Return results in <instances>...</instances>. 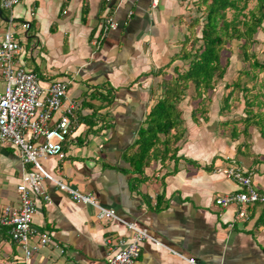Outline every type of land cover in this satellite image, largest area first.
Returning a JSON list of instances; mask_svg holds the SVG:
<instances>
[{
    "label": "crops",
    "instance_id": "crops-1",
    "mask_svg": "<svg viewBox=\"0 0 264 264\" xmlns=\"http://www.w3.org/2000/svg\"><path fill=\"white\" fill-rule=\"evenodd\" d=\"M191 1L22 0L11 11L1 8L0 41L6 30L14 31L21 44L17 66L36 73L43 87L70 81L65 103L75 102L76 116L64 145L66 157L43 159L41 164L161 244L144 241L135 264H189L169 249L198 264H264V206H249L247 217L237 220V206L215 204L239 189L225 175L229 158L264 193V138L255 125L264 120V88L246 90L253 100L250 117L255 116L246 124L242 107L247 103L238 101L243 88L234 91L227 108V89H214L206 119L194 120L196 104L185 99L180 104L185 135L178 159L152 162L140 175L130 170L131 146L154 103L155 78L150 73L180 48ZM108 16L118 27L96 45ZM111 94L107 103L103 96ZM21 170L14 149L0 145V209L18 204ZM42 187L49 203L31 195L37 205L34 227L65 253L47 245L29 264H107L105 240H130L131 232L121 222L98 220L95 208L72 202L50 182ZM0 264H23L20 249L2 232Z\"/></svg>",
    "mask_w": 264,
    "mask_h": 264
},
{
    "label": "built area",
    "instance_id": "built-area-1",
    "mask_svg": "<svg viewBox=\"0 0 264 264\" xmlns=\"http://www.w3.org/2000/svg\"><path fill=\"white\" fill-rule=\"evenodd\" d=\"M22 0H0L2 9L11 11ZM110 1V0H107ZM118 27L113 17L104 18L101 23L99 45L105 35ZM23 29L28 25L23 24ZM21 52V44L14 31L6 30L0 41V145L10 146L18 153L22 170L19 184L16 186L18 204L5 205L0 209V232L14 242L22 253L23 264H29L32 256L40 249L51 245L60 254L65 250L46 233L34 227V216L37 212L36 202L31 195L43 196L49 203V196L42 184L52 183L58 190L68 194L76 204L90 205L96 209L98 220H114L121 222L131 232L129 241L105 240L108 247L107 264H135L141 254L144 241H155L145 229L134 223L124 222L112 209L98 204L92 195L83 194L61 179L56 178L41 164V160L66 157L64 145L72 129L76 116L75 102H68L67 93L70 81H54L43 87L36 73L17 66L16 57ZM58 114V116H56ZM57 117V118H56ZM230 166L225 175L238 186V191L221 196L215 204L222 208L237 206L235 219H245L247 208L253 205L264 206V193L252 185L248 172L239 167L233 159H228ZM30 166L29 168H27ZM162 247V246H161ZM165 247V246H163ZM168 249L167 247H165ZM169 252L185 260L189 264H198L193 258Z\"/></svg>",
    "mask_w": 264,
    "mask_h": 264
},
{
    "label": "trees",
    "instance_id": "trees-1",
    "mask_svg": "<svg viewBox=\"0 0 264 264\" xmlns=\"http://www.w3.org/2000/svg\"><path fill=\"white\" fill-rule=\"evenodd\" d=\"M251 1L192 0L189 3L194 16L186 25V35L180 48L165 66L150 73L156 80L152 94L155 98L145 126L139 130L138 138L130 149L132 173H144L152 162L163 164L178 159L179 143L185 135L180 104L189 97L196 104L192 111L193 119H206L210 96L228 71L233 54L232 42L239 43L237 57L243 67L238 71L236 80L225 85L227 93L223 96V106L228 107L235 90L243 88L247 92L241 82L243 77H249L255 71H264V59L260 61L252 48L264 28V0H256L255 6L249 9ZM228 11L232 12L231 18L227 17ZM174 62L181 64L173 65ZM103 98L111 103L113 94ZM246 103L244 124L255 117L249 114L253 100ZM255 125H258L264 138V120H257Z\"/></svg>",
    "mask_w": 264,
    "mask_h": 264
},
{
    "label": "rangeland",
    "instance_id": "rangeland-1",
    "mask_svg": "<svg viewBox=\"0 0 264 264\" xmlns=\"http://www.w3.org/2000/svg\"><path fill=\"white\" fill-rule=\"evenodd\" d=\"M256 4V0H253L249 3V6L248 8L249 9H252ZM194 10L191 9L190 12H192L191 14L188 15L189 19L191 16H194ZM231 15H232V12L231 11H228L227 12V17L228 18H231ZM189 22V20L187 19L185 21V24L187 25ZM1 31V30H0ZM263 34L262 36V39L261 40H257L256 43L253 45V50L254 52H256L257 54V57L259 58V60H263L264 59V28H263V31L261 32ZM239 43L234 41L232 42V48H233V54H231V57H230V63H229V66H228V75H225L224 79L219 81L216 86H215V89L217 87H220V88H223L224 90H226L227 88L225 87V85H229L231 84V82L233 83L236 79L234 77V74L238 73V71L243 67L242 63L240 62L239 58L237 57V45ZM179 49V48H178ZM173 55V54H172ZM172 55H170L168 58L172 57ZM239 62V64L236 62L237 61ZM168 62V61H167ZM167 64V63H166ZM165 64V65H166ZM178 64L177 62H174L173 65H176ZM163 65V66H165ZM179 65V64H178ZM162 66V67H163ZM238 66V67H237ZM233 72V76L231 77V79H229L230 77V73ZM253 75L256 76V78H251V77H243L241 79V82H242V85L247 89V90H253L254 91H261L260 90V87L264 88V71L261 72V73H258V71H255L252 73ZM251 76V75H250ZM155 84H156V80H154L153 82V86L155 88ZM254 86V87H253ZM240 91V90H239ZM238 91V101H240V99H242L241 102H244L246 103L247 100H250L252 98V95H248L245 91L243 92H239ZM191 94H192V91H191ZM191 94L189 96H191ZM189 98V97H188ZM245 98V99H244ZM247 99V100H246ZM189 101H191L190 99H188ZM246 101V102H245ZM243 103V104H244ZM229 106H231V104H229ZM246 106L244 105L242 108H245ZM236 110H239L238 108H236ZM241 111V110H240ZM238 128H241V127H238ZM15 154L18 155V153L15 151Z\"/></svg>",
    "mask_w": 264,
    "mask_h": 264
},
{
    "label": "water",
    "instance_id": "water-1",
    "mask_svg": "<svg viewBox=\"0 0 264 264\" xmlns=\"http://www.w3.org/2000/svg\"><path fill=\"white\" fill-rule=\"evenodd\" d=\"M0 17H2V9L0 7ZM5 22H10V20L6 19Z\"/></svg>",
    "mask_w": 264,
    "mask_h": 264
}]
</instances>
